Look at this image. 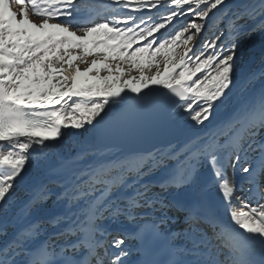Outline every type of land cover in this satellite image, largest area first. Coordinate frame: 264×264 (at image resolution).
Masks as SVG:
<instances>
[{"label":"snow or ice","instance_id":"1","mask_svg":"<svg viewBox=\"0 0 264 264\" xmlns=\"http://www.w3.org/2000/svg\"><path fill=\"white\" fill-rule=\"evenodd\" d=\"M248 22L264 0H0V264H264V89L220 115ZM65 130L89 146L18 208Z\"/></svg>","mask_w":264,"mask_h":264},{"label":"rangeland","instance_id":"2","mask_svg":"<svg viewBox=\"0 0 264 264\" xmlns=\"http://www.w3.org/2000/svg\"><path fill=\"white\" fill-rule=\"evenodd\" d=\"M33 19H35V17H33ZM253 27L254 22H248L244 32L237 37V42L240 47L237 50L238 59L234 70V76L242 72V77H240L242 87L241 90H239L240 92L237 98L238 104L243 99L264 89V31L259 29L253 31ZM221 28H223V25H221ZM186 119L187 117L185 114V116L181 118V122L186 124ZM60 158L61 160L59 161L61 162L57 159L54 160L52 156L48 155L47 160L39 167L33 166L29 168L26 181L18 186L16 190L29 193L28 191L31 192L34 188H38L42 184H48L49 187L55 190V187L51 184L52 179H54L51 175V170L57 169L59 165L63 163V160L67 161V159H72L67 158L63 154L59 155L58 159ZM158 175L159 174L154 177L151 176L150 178L155 179ZM173 194L175 193L173 192Z\"/></svg>","mask_w":264,"mask_h":264},{"label":"bare ground","instance_id":"3","mask_svg":"<svg viewBox=\"0 0 264 264\" xmlns=\"http://www.w3.org/2000/svg\"><path fill=\"white\" fill-rule=\"evenodd\" d=\"M235 102L237 103V98ZM194 131H196V129L191 128L188 134H191ZM65 132L66 134L57 143L54 144L51 150H49V156H52L54 160L55 159H57L58 161L61 160V158L58 159L60 154H63L67 158H73L82 148L89 146L86 140L87 132H83V130H79V132H77V130H71V132L75 134H68L69 130H65ZM64 161L65 160H63V162ZM29 193H25L23 191L20 190L18 191L15 189V193L13 194V199L18 208L23 206V203L28 199ZM61 211H63L62 206L54 203L52 199H49L45 202H42V204H38L36 206V208L33 210L31 218L34 221H43L48 216L57 214ZM45 228H46V233L50 236L55 232V229L50 226L45 225ZM53 242L54 243L57 242L55 237H53ZM134 243L135 242L130 244H134Z\"/></svg>","mask_w":264,"mask_h":264},{"label":"water","instance_id":"4","mask_svg":"<svg viewBox=\"0 0 264 264\" xmlns=\"http://www.w3.org/2000/svg\"><path fill=\"white\" fill-rule=\"evenodd\" d=\"M241 75H242V72L234 76L235 87L232 89V92L229 94L230 99L226 102L224 106L225 107L224 111L220 113L221 117H227L237 107V104L235 103V99L238 94V89L241 85L240 80H239V77ZM180 123H181V120H180ZM181 126L185 129V133L188 134L191 127L183 123H181ZM182 138H183L182 136L161 135L158 140L154 141V143L160 144V143L176 142L177 140L182 139ZM86 140L88 144H90V133H87ZM136 146L140 148L150 149L152 147V144L151 143H141Z\"/></svg>","mask_w":264,"mask_h":264}]
</instances>
